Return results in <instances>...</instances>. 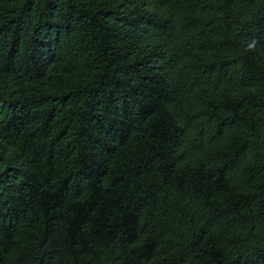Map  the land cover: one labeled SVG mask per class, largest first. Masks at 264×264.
Listing matches in <instances>:
<instances>
[{"label":"trees","instance_id":"16d2710c","mask_svg":"<svg viewBox=\"0 0 264 264\" xmlns=\"http://www.w3.org/2000/svg\"><path fill=\"white\" fill-rule=\"evenodd\" d=\"M0 264H264V0H0Z\"/></svg>","mask_w":264,"mask_h":264}]
</instances>
